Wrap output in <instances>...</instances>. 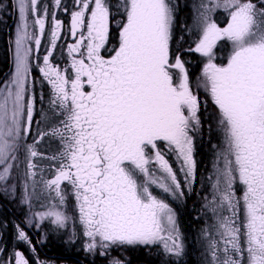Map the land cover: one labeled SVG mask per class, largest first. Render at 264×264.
<instances>
[{"label":"snow or ice","instance_id":"1","mask_svg":"<svg viewBox=\"0 0 264 264\" xmlns=\"http://www.w3.org/2000/svg\"><path fill=\"white\" fill-rule=\"evenodd\" d=\"M13 9V70L0 81V191L15 192L23 180L22 203L47 199L26 224L39 229L48 221L66 230L78 223L83 251L107 264H130L118 253L136 247L162 246L167 256H183L184 239L166 197L181 200L186 189L193 191L202 87L222 137L212 146L201 204L212 221L201 230L206 264H264V0H199L193 23L179 24V36L177 0H71L70 7L63 0H14ZM57 9L70 16L68 68L52 62L64 27ZM220 9L227 13L223 27L213 16ZM46 32L49 47L37 65L39 82L49 86L45 127L27 144L36 103L32 45L38 52ZM187 32L193 39L185 48ZM221 41L231 49L217 63ZM186 53L204 59L195 90ZM46 140L57 145L51 155L39 150ZM22 151L26 170L20 173ZM38 158L51 162L49 178ZM66 188L75 201L71 216ZM15 229L16 243L36 254L25 228ZM0 264L47 262L17 248Z\"/></svg>","mask_w":264,"mask_h":264},{"label":"flooded vegetation","instance_id":"2","mask_svg":"<svg viewBox=\"0 0 264 264\" xmlns=\"http://www.w3.org/2000/svg\"><path fill=\"white\" fill-rule=\"evenodd\" d=\"M45 3H51V0H44ZM179 4V11L177 15V36L180 35V29L179 24L181 23H187L188 18L187 15H190V9L191 6L188 4L189 0H177ZM63 3L65 5L71 6V0H63ZM3 5H0V12H2ZM57 18L60 19L63 22V29L62 35L60 39L57 41V47L54 52V59L53 63L59 64L61 68H68V62L69 57L67 54V45L74 43V39L71 37L68 26L70 23V16L63 11V9H57ZM10 14V13H9ZM11 15V14H10ZM16 15L18 13L16 12ZM8 17H10L8 15ZM10 20V19H9ZM9 20L7 21V28H10ZM50 18H49V26H50ZM16 24V22H15ZM15 24L12 27V38L14 33ZM185 33V39H186ZM9 40V39H8ZM114 42V40H113ZM11 46L12 40H11ZM9 47V42H8ZM33 53H32V71L33 76L36 79V83L34 85L33 94L36 99L35 103V110H34V119L32 123V136L26 138V143L31 144L32 139L35 136L38 128H44L45 124L42 121V109L47 110L48 108V95H49V86L46 82L41 84L39 81L42 80V77L39 73L38 64H42L43 61V55L45 54V50L49 47V38L46 34L42 37V44L37 52L35 49V45L33 42ZM175 47V45H174ZM184 47H186V43L184 44ZM200 56L199 54H187V58L185 59L186 67L188 68L189 75L192 77V72L195 70H198L199 63H200ZM70 71V68H69ZM9 74V73H8ZM5 77L3 78V80ZM43 97V99H41ZM201 100V108L199 112L200 120L202 127L199 131V138L198 142L199 145L201 144L202 134H203V111L208 107L204 109V100L201 94L199 95ZM47 145L49 148H46L44 144L39 149L41 152H50V148L52 147V143L46 140ZM170 157H174V155L167 156V159H170ZM25 161V157H23ZM41 159L38 158L37 163L38 165H42ZM48 171V170H47ZM12 182L9 181V184ZM66 191L68 192V198L66 202V209L68 214L71 216L75 213V201L72 198L70 194V188H66ZM154 192L158 191L159 189H153ZM186 191V190H185ZM187 193V192H186ZM3 194V193H2ZM161 195V193H159ZM0 195V259H9L12 252L16 250L17 248L23 250L27 255L29 259H33L34 255L38 254V257L41 260H44L47 262V264H107V261L105 258L100 257L99 255H93V254H86L83 251V245H84V237L82 235V230L80 229L79 224L77 223L75 226L71 224L72 227V233L75 232L76 235L74 238H72L71 235H62L59 233V231H46L45 235H42V233L39 234L37 229L34 226H28L25 222L26 217L28 214L26 213L25 207L23 206L21 199H20V190L17 188L16 192H10L9 194L4 193V198ZM41 197L37 198L40 199ZM172 208L174 209L175 213H177V222L179 225V228L181 230L184 243H185V254L181 257H175V256H167L164 254L162 250V246H153L151 248H145V247H136V248H129L127 251L121 250L118 254L125 257L130 264H143L139 262V260L151 263L153 264H187L189 259H192V264H203L202 263V251H201V243L197 239L199 237H193L192 242L194 243V254H191V257L188 259V250H187V244L188 238L185 236L184 228H183V221L180 218V211L185 207V199L177 200L175 202L171 197H166ZM35 201H37L35 199ZM39 205H37L38 207ZM37 207H33V204L31 202L30 208L33 210H37ZM20 224L22 227L25 228V230L28 232V234L32 237L33 244L36 247V254H29L27 248L24 245H18L15 241V225ZM74 227L77 229L74 230ZM42 241V242H38ZM197 244L199 246H197ZM57 246L55 250L54 246ZM143 253L144 256L142 259H139L136 257L137 254ZM112 254H117L113 252ZM134 256V258H132ZM137 258V259H136Z\"/></svg>","mask_w":264,"mask_h":264},{"label":"rangeland","instance_id":"3","mask_svg":"<svg viewBox=\"0 0 264 264\" xmlns=\"http://www.w3.org/2000/svg\"><path fill=\"white\" fill-rule=\"evenodd\" d=\"M198 2H199V0H189V2H188V4L191 6L190 15H187V18L189 17L188 18V21H187V24H189V25H191L193 23L192 7H193V5L195 3H198ZM0 4H2L1 0H0ZM213 16H214V19L219 23L220 26H222V27L223 26H226V23H227V13L225 11H223L222 9L217 10L215 13H213ZM17 19H18V15H15L14 21L16 22V24H17ZM16 24H15L14 30L16 29ZM14 39H15V31L13 33V38L11 39L12 40V45H13V48H12V53L13 54L12 55H14ZM192 39H193L192 33L191 32H187V34H186V47H188L189 44H191ZM230 49H231L230 42H228V41H221V42H219L218 43V46H217V48L215 50L216 51V57H217L216 62L217 63L225 62L226 61V57H227ZM192 54H194V53H192ZM186 58H187V53L184 56V59H186ZM203 63H204V59L201 57L200 58V63H199L198 70L193 71L192 72V77H190V82H191L194 90L197 87L198 77H200L201 70H202V67H203ZM12 65H13V63H12ZM12 70H13V67H12ZM198 94L199 95L201 94V96L203 97V100H205V98L207 96V93L204 91V89L202 87H200L198 89ZM207 106L212 107L211 109L213 110L212 118L205 120L206 121L205 124L207 125V128L206 129L209 130V132H207V133L208 134H210V133L213 134L214 137H216V138L215 139H213L211 137L209 138L210 141H209V147H208V149H209L210 153L207 154V159H206L208 162L206 161L207 162V165H206L205 169L201 165H200V168H199L201 171L204 169L205 175L206 174L209 175L211 173V171H212V163H213V160L215 158V156H214L215 149H213L212 146L213 145L220 146L222 144L221 133L219 132L218 125H217V113H216V110L213 107V105H211L210 102L207 104ZM193 135L195 136V159L197 161V170H199L198 169L199 161L202 162V157H201V154L199 152V148H200V145H199V142H198L199 132H196ZM42 144H44L46 148H49V146L47 145L46 141H44L39 146V149L43 146ZM56 147H57V145L55 143H52V147L50 148V152L48 151V152H45V153H47L48 155H51L56 150ZM23 157H24V153L22 151L19 154V164H20V170L19 171H20V173H23L26 170V161H24ZM168 160H169L170 164L173 166L174 170H176V172H177V174H178L179 179L181 180V182H183V175L179 173V165H178L176 159L174 157H172V158L170 157V159H168ZM40 161L42 162V165H39V167L44 170L43 173H42V175L44 176V178H49L53 174L48 169V166H49V164L51 162L50 161H47V160H40ZM40 175H41V173H40V171L38 169V179H39V176ZM10 182L13 183L15 181L14 180H10ZM17 188H19V190H20V199L22 201V197L24 195L23 180H21L19 182V185H18ZM38 191H39V189H38ZM186 192H187V189H186ZM155 193L159 195L160 192L156 191ZM238 193H239V188H238ZM0 195H2L1 197L4 198V192L0 191ZM35 199L37 201H35ZM173 200L175 202H177V200H175V199H173ZM31 202L33 204V207H37V205H39V206L37 207L38 209L35 211V210H33V209L30 208V205L29 204L22 203L23 206L25 207V210H26V213L28 214V216L31 213H34V212L44 211L45 208L41 207V205H46L48 201H47V199L45 197H41L40 199H37V197H33ZM65 208H66V206H65ZM176 215H177V213H176ZM211 222L212 221L209 220L208 216H205V218L202 219V222H201L202 225H201V227L197 228V230H196V234L198 235L197 237H199L197 239V241L199 240L200 243L203 242L204 250L206 249L207 241L204 239L203 235L201 234V230L205 227V223H211ZM51 230L59 231L60 234L65 235V236L71 235V233H72V227H71V224L70 223H69L68 229H66V230H60V229H54L50 225V223L48 221H44L42 223L41 227L39 229H37V231L39 232V234L42 233V232L45 233L46 231H51ZM74 230L76 231L77 229L74 227ZM43 233H42V235H45ZM192 239H193V237H191V239H188V242L189 241L192 242ZM201 256L203 258L202 263L203 264H206V261H205L206 260L205 251L204 252L202 251V255Z\"/></svg>","mask_w":264,"mask_h":264},{"label":"trees","instance_id":"4","mask_svg":"<svg viewBox=\"0 0 264 264\" xmlns=\"http://www.w3.org/2000/svg\"><path fill=\"white\" fill-rule=\"evenodd\" d=\"M3 9L2 12H0V81L3 80L4 77L8 75V73L12 70V63H13V55H12V48H11V39H12V27L14 24V19L16 15V11L13 9V0H1ZM11 15H10V14ZM8 15L10 17H8ZM10 19V20H9ZM9 20L10 28H7V21ZM9 39V40H8ZM9 42V47H8ZM213 112L210 109H205L203 111V134L201 139V144L199 148V152L202 157V162L199 161L198 169L200 168V165L205 169L207 165V154L210 153L208 147H209V138L215 139L213 134H208L209 130H207V125L205 124V120L212 118ZM207 161V162H206ZM204 169L201 171L200 169L196 171V178L193 185V191L190 194H186L185 199V207L181 209L180 211V218L182 219L183 228L185 236L188 239H191V237L198 236L196 234L197 228L201 227L202 219L205 218L204 212L201 209V204L203 203L204 195L206 194V190L208 188V180L207 177L209 175H205ZM210 215V214H209ZM202 251L204 252V246L203 242L200 244ZM197 246H199L197 244ZM55 250L58 249L57 246H54ZM187 250H188V259L194 254V243L189 242L187 244ZM144 254L141 252L136 255L137 258L142 259ZM134 258V256L132 257ZM136 258V259H137ZM139 262L143 264H151L142 260H139ZM192 259L188 260L187 264H192ZM153 264V262H152ZM186 264V263H185Z\"/></svg>","mask_w":264,"mask_h":264}]
</instances>
